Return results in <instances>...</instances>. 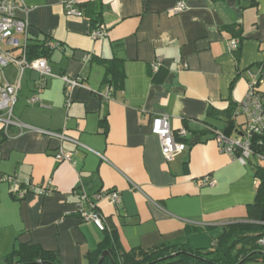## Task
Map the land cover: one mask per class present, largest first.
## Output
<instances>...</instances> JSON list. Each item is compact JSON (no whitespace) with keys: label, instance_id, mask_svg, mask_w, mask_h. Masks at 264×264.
<instances>
[{"label":"crops","instance_id":"1","mask_svg":"<svg viewBox=\"0 0 264 264\" xmlns=\"http://www.w3.org/2000/svg\"><path fill=\"white\" fill-rule=\"evenodd\" d=\"M66 1L23 0L16 11L28 23L27 39L48 43L51 72L81 85L65 93L64 81L50 76L38 88L37 71L12 63L2 70L3 82L18 84L13 114L26 127L0 133V173L30 180L34 190L17 197L23 185L0 182V264L25 245L54 252L59 264H88L104 231L81 218L78 203L111 190L118 204L94 202L119 249L213 247L225 225L247 217L256 180L251 162L219 151L211 128L223 130L224 117L207 110L238 105L247 72L264 71V0H76L80 17L65 13ZM179 1L185 9L171 13ZM99 24L105 33L95 38ZM109 67L121 74L120 86ZM258 89L264 93V79ZM158 115L187 131V148L170 159L151 132ZM59 150L70 160L58 159ZM205 175L215 185H201ZM48 181L54 190L39 194Z\"/></svg>","mask_w":264,"mask_h":264},{"label":"built area","instance_id":"2","mask_svg":"<svg viewBox=\"0 0 264 264\" xmlns=\"http://www.w3.org/2000/svg\"><path fill=\"white\" fill-rule=\"evenodd\" d=\"M21 3H23V0H0V133L3 137L12 136L10 131L12 126L17 127L19 130L26 127L13 114L18 84H9L1 80L2 70L5 66L12 63L19 67L20 72L24 69L37 71L39 73L36 83L38 88H42L46 78L50 76L59 77L64 81L65 93H69L71 89L81 85L80 78L54 75L43 56L32 59L27 57L28 23L25 19L16 16V11L21 7ZM185 7V2L179 1L169 11L175 14L185 9ZM63 8L67 15L79 17L82 15L76 0L64 2ZM104 33L105 27L99 24L93 30L92 36L99 38ZM237 48V39L228 41L229 51L234 52ZM14 51H18V54H15ZM159 67L160 60H157L152 65V71H158ZM247 73L249 77L247 91L243 99L235 106L232 114L234 118H242L239 128L232 135H227L223 130L211 128L213 139L216 141L219 151L229 155L241 164H247L251 160H255L258 163L260 161L264 162V93L258 89V83L264 79V71L260 68L255 76L250 71ZM29 101L31 103L36 102L37 98L31 97ZM29 128L36 129L33 127ZM36 130L42 131L40 129ZM151 132L159 138L161 152L166 159H170L174 153L187 148V143H185L186 129H173L166 115H158L152 118ZM55 136L63 137V135L57 134ZM56 157L60 160H70L71 153L59 150ZM0 182H7L13 186L23 185L24 188L16 192L17 197H22L28 190H34L30 180L19 181L10 175L0 173ZM200 184L211 187L215 185V180L210 175H205L200 180ZM53 190L54 188L50 181L38 187V193L41 195H49ZM101 197H107L114 204L120 202L119 193L115 190L104 191L95 195L93 197L94 200L81 196L78 203V213L84 221H90L98 228L104 229V218L96 211L94 202L95 199L97 200ZM259 242L264 244V238H261Z\"/></svg>","mask_w":264,"mask_h":264},{"label":"trees","instance_id":"3","mask_svg":"<svg viewBox=\"0 0 264 264\" xmlns=\"http://www.w3.org/2000/svg\"><path fill=\"white\" fill-rule=\"evenodd\" d=\"M48 43L44 40L27 39L26 55L29 59L47 56ZM111 79L120 86L117 68L109 67ZM119 83V84H118ZM235 105L232 103L222 112L208 108L207 115L224 117L223 132L232 135L237 131L236 118L232 116ZM264 140V138H263ZM253 175L256 180L255 198L246 206L247 217L224 226L223 233L213 247L192 249L185 242H171L156 245L149 249L132 248L128 251L116 245V233L110 226H104V236L96 250L87 254L88 264H97L104 250H111V255L104 256L101 264H242L245 261L264 262V165L251 160ZM15 258V260H14ZM10 264H59L54 252L43 250L37 245L22 246L10 256Z\"/></svg>","mask_w":264,"mask_h":264},{"label":"water","instance_id":"4","mask_svg":"<svg viewBox=\"0 0 264 264\" xmlns=\"http://www.w3.org/2000/svg\"><path fill=\"white\" fill-rule=\"evenodd\" d=\"M197 141H198V137H197V136L194 137L193 139H191V143H195V142H197ZM111 254H112V251H111V250H104V251L101 253L100 258H99L97 264H100V263L102 262L104 256H106V255H111Z\"/></svg>","mask_w":264,"mask_h":264},{"label":"rangeland","instance_id":"5","mask_svg":"<svg viewBox=\"0 0 264 264\" xmlns=\"http://www.w3.org/2000/svg\"><path fill=\"white\" fill-rule=\"evenodd\" d=\"M237 120H238V121H241V117H238ZM260 164H261V165H264V162H263V161H260Z\"/></svg>","mask_w":264,"mask_h":264}]
</instances>
